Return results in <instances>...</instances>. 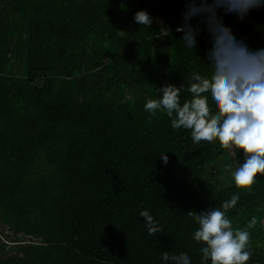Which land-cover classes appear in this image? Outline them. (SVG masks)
Wrapping results in <instances>:
<instances>
[{
  "label": "trees",
  "instance_id": "obj_1",
  "mask_svg": "<svg viewBox=\"0 0 264 264\" xmlns=\"http://www.w3.org/2000/svg\"><path fill=\"white\" fill-rule=\"evenodd\" d=\"M185 4L0 0V264H163L162 252L210 264L188 214L234 194L233 228L256 218L246 264H264V174L238 188L242 150L193 143L166 112L144 110L162 86L183 84V103L191 74L210 75L204 25L193 51L175 31ZM139 10L150 28L134 21ZM223 22L264 48V7ZM144 210L158 228L151 235Z\"/></svg>",
  "mask_w": 264,
  "mask_h": 264
},
{
  "label": "clouds",
  "instance_id": "obj_2",
  "mask_svg": "<svg viewBox=\"0 0 264 264\" xmlns=\"http://www.w3.org/2000/svg\"><path fill=\"white\" fill-rule=\"evenodd\" d=\"M264 7V0H186L182 21L175 31L182 33L180 41L191 51L197 47L199 25L203 24L211 38L207 51L209 76L193 72L187 91L190 99L181 103L180 93L184 85L162 86L157 99H149L144 110L155 116L164 111L170 118L173 129L191 130L193 143L207 144L218 140L224 147H236L243 152V163L232 172L238 188L253 184L257 174H264V48H249L237 40L224 25L223 17L244 19L248 13ZM196 20L197 24L192 21ZM138 25L150 28L153 18L146 10L134 14ZM162 35H169L162 28ZM211 99L212 108L209 106ZM215 114H212V109ZM160 159L167 164V156ZM239 200L233 195L220 208H208L198 214L189 213L188 218L198 225L192 239L202 243V261L210 264H246L252 256L248 250L250 232L256 224L252 217L246 228H233L227 210ZM151 235L157 231L155 218L147 210L141 211ZM163 264H191L187 255H172L162 252Z\"/></svg>",
  "mask_w": 264,
  "mask_h": 264
},
{
  "label": "built area",
  "instance_id": "obj_3",
  "mask_svg": "<svg viewBox=\"0 0 264 264\" xmlns=\"http://www.w3.org/2000/svg\"><path fill=\"white\" fill-rule=\"evenodd\" d=\"M131 2V0H120L121 5H128Z\"/></svg>",
  "mask_w": 264,
  "mask_h": 264
},
{
  "label": "rangeland",
  "instance_id": "obj_4",
  "mask_svg": "<svg viewBox=\"0 0 264 264\" xmlns=\"http://www.w3.org/2000/svg\"><path fill=\"white\" fill-rule=\"evenodd\" d=\"M115 25V27L116 28H118L119 29V27H118V24L116 23V24H114ZM119 34H121V32L119 31ZM219 166L221 167V169H223V164L222 163H219Z\"/></svg>",
  "mask_w": 264,
  "mask_h": 264
}]
</instances>
